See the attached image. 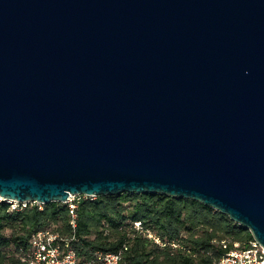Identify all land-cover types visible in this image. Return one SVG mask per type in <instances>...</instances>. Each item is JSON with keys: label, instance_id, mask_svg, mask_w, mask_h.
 Masks as SVG:
<instances>
[{"label": "water", "instance_id": "1", "mask_svg": "<svg viewBox=\"0 0 264 264\" xmlns=\"http://www.w3.org/2000/svg\"><path fill=\"white\" fill-rule=\"evenodd\" d=\"M126 192L264 246V0H0V197Z\"/></svg>", "mask_w": 264, "mask_h": 264}, {"label": "trees", "instance_id": "2", "mask_svg": "<svg viewBox=\"0 0 264 264\" xmlns=\"http://www.w3.org/2000/svg\"><path fill=\"white\" fill-rule=\"evenodd\" d=\"M77 213L73 227L69 206L62 202L16 210L0 202V264H26L32 235L46 229L69 243L83 264H95L99 252H122L121 264H214L235 243L247 248L255 240L229 215L198 200L163 193L86 198ZM136 222L164 245L138 231Z\"/></svg>", "mask_w": 264, "mask_h": 264}, {"label": "built area", "instance_id": "3", "mask_svg": "<svg viewBox=\"0 0 264 264\" xmlns=\"http://www.w3.org/2000/svg\"><path fill=\"white\" fill-rule=\"evenodd\" d=\"M95 197V195L70 194L68 200L63 202L69 206L73 227H76L77 209L81 200ZM3 201L10 203L12 210L35 203L40 205L41 208L43 205L39 202H19L0 197V202ZM135 226L138 231L148 236L151 240L164 245L155 233L150 230H144L141 222H136ZM61 240L63 238L59 234L49 229L37 231L32 235L30 252L23 258V261L26 264H83L78 261L74 248L69 243L63 244ZM223 243L224 247L228 248L229 243L226 241ZM127 248L125 247V249ZM122 256V252H99L95 264H121ZM214 264H264V246L256 239L247 248H240L239 243H235V247L230 249Z\"/></svg>", "mask_w": 264, "mask_h": 264}, {"label": "rangeland", "instance_id": "4", "mask_svg": "<svg viewBox=\"0 0 264 264\" xmlns=\"http://www.w3.org/2000/svg\"><path fill=\"white\" fill-rule=\"evenodd\" d=\"M42 204V203H41Z\"/></svg>", "mask_w": 264, "mask_h": 264}]
</instances>
